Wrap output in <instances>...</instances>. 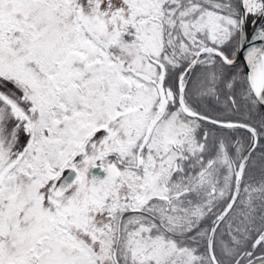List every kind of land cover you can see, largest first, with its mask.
Returning a JSON list of instances; mask_svg holds the SVG:
<instances>
[{
  "label": "snow or ice",
  "instance_id": "snow-or-ice-1",
  "mask_svg": "<svg viewBox=\"0 0 264 264\" xmlns=\"http://www.w3.org/2000/svg\"><path fill=\"white\" fill-rule=\"evenodd\" d=\"M0 264H264V0H0Z\"/></svg>",
  "mask_w": 264,
  "mask_h": 264
}]
</instances>
